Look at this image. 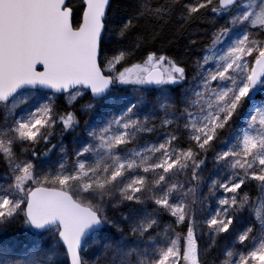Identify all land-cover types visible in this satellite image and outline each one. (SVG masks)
Listing matches in <instances>:
<instances>
[{"label": "snow or ice", "instance_id": "6c2138e0", "mask_svg": "<svg viewBox=\"0 0 264 264\" xmlns=\"http://www.w3.org/2000/svg\"><path fill=\"white\" fill-rule=\"evenodd\" d=\"M258 94L264 0H0V264H264Z\"/></svg>", "mask_w": 264, "mask_h": 264}, {"label": "trees", "instance_id": "16d2710c", "mask_svg": "<svg viewBox=\"0 0 264 264\" xmlns=\"http://www.w3.org/2000/svg\"><path fill=\"white\" fill-rule=\"evenodd\" d=\"M155 47H156V48H161L162 45H161V44H156ZM177 50H178V49H175V48L170 49V50L168 51V54H171L172 52H175V51H177ZM258 96H259V94H258ZM21 231H23V229L17 228V229L14 230V234L17 235V236H19V237H21ZM10 234H13V233H10Z\"/></svg>", "mask_w": 264, "mask_h": 264}, {"label": "rangeland", "instance_id": "374dc122", "mask_svg": "<svg viewBox=\"0 0 264 264\" xmlns=\"http://www.w3.org/2000/svg\"><path fill=\"white\" fill-rule=\"evenodd\" d=\"M260 100H264V96L259 94V96L257 95V101L259 102ZM23 236H24V231H21V238H23ZM44 243L47 244L48 241H45Z\"/></svg>", "mask_w": 264, "mask_h": 264}]
</instances>
